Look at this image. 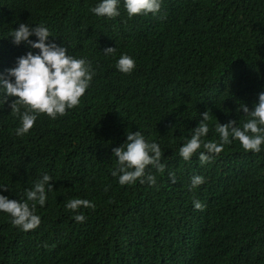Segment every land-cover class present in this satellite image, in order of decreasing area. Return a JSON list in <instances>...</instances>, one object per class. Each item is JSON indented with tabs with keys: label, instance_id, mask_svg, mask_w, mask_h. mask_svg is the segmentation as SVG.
<instances>
[{
	"label": "trees",
	"instance_id": "obj_1",
	"mask_svg": "<svg viewBox=\"0 0 264 264\" xmlns=\"http://www.w3.org/2000/svg\"><path fill=\"white\" fill-rule=\"evenodd\" d=\"M96 2L0 0V37L23 20L47 12L59 21L84 18L91 35L79 51L95 69L87 92L102 86L113 99L104 112L87 94L77 112L70 110L57 119L49 134L34 129L24 137L43 140L44 158L55 151L58 185L53 183L49 192L42 227L34 234H19L23 250L0 247V264H123L107 239L132 212L123 209L127 193L111 175L116 159L112 148L124 141L126 129H139L160 142L164 171L147 167L157 183L174 186L165 194L141 199L143 207L191 204L193 199L206 204L197 230L184 238L187 253L194 245L203 253L210 238L223 233L241 247L237 264H264V145L253 153L234 140L204 164L195 153L185 161L175 152L202 118L200 113L208 110L209 132L217 139V119H239L244 113L237 106L256 99L264 85V0H161L156 15L135 18L127 16L122 3L120 15L98 17L89 10ZM6 45L11 55L20 49L11 39ZM108 46L116 48L115 55H104ZM121 53L134 58L131 73L115 70V57ZM6 63L0 61V72L11 60ZM15 161L17 185L47 170L40 157L26 165L17 153ZM194 174L204 179L191 188ZM69 183L84 189L79 194L95 205L84 208L83 222L75 221L64 207L67 197L78 194L69 191ZM4 222L0 214V225Z\"/></svg>",
	"mask_w": 264,
	"mask_h": 264
},
{
	"label": "clouds",
	"instance_id": "obj_2",
	"mask_svg": "<svg viewBox=\"0 0 264 264\" xmlns=\"http://www.w3.org/2000/svg\"><path fill=\"white\" fill-rule=\"evenodd\" d=\"M121 3L129 18L156 15L161 8V0H97L89 10L98 17L113 18L120 15ZM90 35V26L84 18L59 21L47 12L39 18L23 20L9 35L0 37V61L6 60L7 67L11 60L10 66L0 72V214L5 219L0 225L3 228L0 247L3 249H24L19 234H34L42 227L49 192L53 191V183L58 185L55 151L49 150L48 157L44 158L43 140L31 142L24 137L34 129L36 134H49L57 119L70 110L77 112L82 100H87V94L101 104L104 112L113 105V99L102 86H94L87 92L95 69L79 48L87 43ZM10 39L20 48L14 55L6 45ZM102 52L105 56L115 55L116 48L108 46ZM114 67L121 73H131L135 60L121 53L115 57ZM237 109L244 113L239 119L224 122L217 119L214 126L217 139L209 132L208 110L200 113L202 118L197 125L177 145L176 156L187 161L195 153L204 164L234 140L245 151L260 152L264 145V85L255 100L248 104L242 102ZM125 131L124 141L112 148L116 159L111 175L117 177V184L127 193L128 202L123 209L131 208L132 212L117 224L107 239L119 251L123 264H237L241 247L223 233L214 234L203 253L197 245L187 253L184 238L197 230L206 214L205 203L193 199L191 204L177 206L159 203L146 208L141 205V199L165 194L174 186L157 183L147 167L164 171L161 158L165 151L160 142L139 129ZM17 153L26 165L33 157H40L47 170L17 185ZM168 176L175 182L173 172L169 171ZM203 179L194 174L190 187L196 188ZM82 190L69 183V191L78 194L64 201V207L71 210L77 222L85 220L84 208L95 206L79 194Z\"/></svg>",
	"mask_w": 264,
	"mask_h": 264
}]
</instances>
